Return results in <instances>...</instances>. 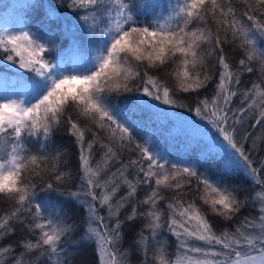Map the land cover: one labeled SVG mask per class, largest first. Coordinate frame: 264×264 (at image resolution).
I'll return each mask as SVG.
<instances>
[{
    "label": "snow or ice",
    "instance_id": "obj_1",
    "mask_svg": "<svg viewBox=\"0 0 264 264\" xmlns=\"http://www.w3.org/2000/svg\"><path fill=\"white\" fill-rule=\"evenodd\" d=\"M29 7L43 16L0 31V201L9 205L0 209V242L21 233L15 245L0 244V258L73 264L77 225L56 200L67 197L85 210L82 241L95 243L99 264H128L124 226L138 219L158 246V264H264V81L241 86L254 62L264 73V0H34ZM229 44L244 49L238 65ZM214 77L213 95L200 98ZM178 92L196 94L194 105ZM173 122L172 138L182 139L175 158L153 127ZM61 130L78 150L76 191L67 187L73 174L62 170ZM240 174L258 186L253 196L241 198L245 190L230 183ZM245 208L258 215L241 219ZM209 213L234 229L218 233ZM165 231L176 239L174 262L165 257ZM147 240L141 232L143 264ZM32 253L39 255L27 259Z\"/></svg>",
    "mask_w": 264,
    "mask_h": 264
},
{
    "label": "trees",
    "instance_id": "obj_2",
    "mask_svg": "<svg viewBox=\"0 0 264 264\" xmlns=\"http://www.w3.org/2000/svg\"><path fill=\"white\" fill-rule=\"evenodd\" d=\"M34 3V0H0V31H3L4 29H13L20 27L22 24L28 23L29 26L34 24L37 20H39L43 16V10L40 11H34L29 7ZM246 19V18H245ZM247 22V21H246ZM250 23V22H248ZM260 44L264 46V40L258 39ZM226 52L228 53L230 57V61L233 65H238V61L241 58H244V49L233 46L231 44L226 45ZM205 50H207V46H205ZM207 63L211 67L216 63L215 57L210 56L207 57ZM254 71L252 73H245L242 77V87L244 88H250L251 84L253 82H261L264 81V73L261 72V66L259 63L254 62L253 63ZM174 68V66H173ZM156 75H159L163 78L168 79V82L171 85L174 84V80L167 75L164 71L154 70ZM168 72L172 71V68H169L167 70ZM217 76H218V70H217ZM14 79V78H12ZM217 82V78L214 77L213 81L208 85L206 89H202L200 93L198 94L200 98H203L204 96H208L211 98L213 95V92L215 90V83ZM131 95V94H126ZM177 99L183 101L188 106H193L196 94H186V93H177ZM239 100L234 99V105H238ZM181 113V119L184 115H186L185 110H174ZM175 124V122H173ZM153 127L156 129V137L159 138L163 134H167L168 138L170 139L169 142H163V146H167L165 149H167L170 153H172V157L175 158L177 155L180 154L182 151V148L180 147V143L182 144L181 138H172V128L170 127L169 123H165L163 125H153ZM171 130V135L169 134ZM174 136L176 135V127L173 129ZM261 131H264V129H261ZM261 131H258L256 133L257 137L261 134ZM142 135V133H138V138ZM178 146H175L174 149H172L171 144L175 143L177 141ZM56 143L58 146L61 147V150L65 152V160L67 161V167L62 165V170L64 171H71L73 174V179L69 182L67 187L72 190L76 191V185L78 184V172H79V162H78V150L74 144V141L71 137L67 135V133L63 130L57 133L56 135ZM170 148L168 149V147ZM195 153H193L194 156ZM261 156H264V152L260 153ZM129 157V154L127 152L122 154V159L127 160ZM99 155L96 156V160H99ZM115 171V169H113ZM230 183L240 185L245 190L241 193V198H244L245 195L251 197L254 195V187L255 190H259L258 186H254L252 182L247 179L243 174L237 175L233 177L230 180ZM43 195V193H41ZM144 196V192L141 191L139 193V197L142 199ZM56 200L59 204H61L68 217V222L72 223L74 222L77 225L76 230L70 235V244L69 248L72 252V256L70 259L73 261V264H99L98 257H97V250L96 245L94 242H83L82 237L84 235L85 231V210L80 207V205L77 203L76 200L70 199L67 197H56ZM162 203V208H166V205ZM198 203H202V201H198ZM146 207V206H144ZM9 208V205L3 201H0V209L7 210ZM127 209L122 210L121 218L123 219L124 215L127 214ZM102 213L106 214V210H102ZM257 216V212L254 208H245L240 213V218L242 219L245 216ZM211 222L214 224L215 230L219 233L226 228L229 230L234 229L235 224L233 222H228L223 220L221 217H218L214 214L209 213ZM145 221L143 219H138L134 222L126 223L124 226V234L123 239L121 242V249L122 251H126L128 255V264H143L144 261V254L141 250V245L137 243L139 240V234L143 232V235L148 238L147 240V246H148V259L149 264H158V261L154 262L153 257L157 255L159 249L158 246L155 245V242L151 239V233L144 228ZM164 236V248H165V257L170 262H174L177 255V245H176V239L174 236H172L170 233H167L166 231L163 233ZM21 238V233L17 231L15 234H13L11 237L6 238L0 244L2 245H9L13 244L15 245V242L18 241ZM22 249L16 248V252L13 255H18ZM38 253H32L28 254L26 257L27 259H34L36 256H38ZM0 259H3L5 264H10V259L7 256H4ZM38 264H46V258H42L41 262H38Z\"/></svg>",
    "mask_w": 264,
    "mask_h": 264
},
{
    "label": "rangeland",
    "instance_id": "obj_3",
    "mask_svg": "<svg viewBox=\"0 0 264 264\" xmlns=\"http://www.w3.org/2000/svg\"><path fill=\"white\" fill-rule=\"evenodd\" d=\"M10 30H13V29H10ZM258 47H260V48H264V46H262L261 44H260V42L258 41ZM170 124V127L172 128V132H173V136H174V131H173V129H174V127H175V124H173V123H169ZM158 137V136H157ZM166 138H168V136H167V134H163V135H161L159 138H157V143L159 144V146L162 148V149H165L167 146H163V142H169L170 141V139H167V140H165ZM178 142H180V140L179 141H177V142H175V143H172L171 144V146H172V149H174V147L175 146H178ZM180 147L182 148V144L180 143ZM170 148V146L168 147V149ZM163 239H165L164 238V236H163Z\"/></svg>",
    "mask_w": 264,
    "mask_h": 264
}]
</instances>
